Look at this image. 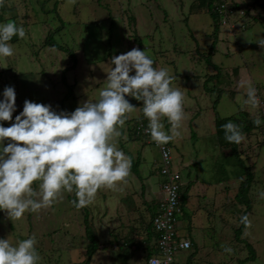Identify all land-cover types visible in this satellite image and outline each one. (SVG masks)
I'll return each mask as SVG.
<instances>
[{"label":"rangeland","instance_id":"374dc122","mask_svg":"<svg viewBox=\"0 0 264 264\" xmlns=\"http://www.w3.org/2000/svg\"><path fill=\"white\" fill-rule=\"evenodd\" d=\"M194 2L200 0H4L0 24H22L26 36H14L9 43L15 54L0 57V100L5 87L14 88L13 120L26 99L71 113L83 102L98 99L112 67L110 59L140 39L154 66L169 68L176 76L173 86L185 93L181 135L169 145L183 187L190 184L177 235L195 245L179 251L175 264H264V135L255 128L238 145L246 167L241 168L229 149L216 143L214 132L216 113L258 116L259 107L243 103L247 97L242 83L251 82L264 101V48L255 42L264 38V0H223L228 9L238 11L220 15L217 36L208 11L190 9ZM126 99L136 106L134 98ZM136 110L118 138V147L134 166L119 190L101 189L94 202L81 209L70 203L73 193H64L63 201L39 213L26 212L20 220L11 221L0 211V239L15 244L34 234L40 264H85L87 213L100 242L90 264H146V246L157 239L154 230L148 234L145 228L154 211L146 198L160 190L163 177L158 147L137 138L135 124L141 116ZM162 123L167 132L170 124L166 118ZM247 168L254 177L247 213L252 224L243 225L236 236L245 206L235 194L243 178L240 171ZM38 184L33 187L38 189ZM246 243L254 248V258H246ZM224 247H230L231 254Z\"/></svg>","mask_w":264,"mask_h":264},{"label":"clouds","instance_id":"9594fccd","mask_svg":"<svg viewBox=\"0 0 264 264\" xmlns=\"http://www.w3.org/2000/svg\"><path fill=\"white\" fill-rule=\"evenodd\" d=\"M2 6L4 0H0ZM14 36L25 38L22 24H0V57L15 54L9 43ZM255 42L264 48V38ZM110 62L112 67L98 99L83 102L71 113L56 112L50 105L26 99L23 110L13 120L16 94L13 87H5L0 100V122H10V126L0 123V211L11 221L22 219L26 212L51 208L63 201L64 193L74 194L70 203L75 208L87 207L99 190H119L127 182L132 158L118 147V138L136 106L126 97L142 102L148 121L145 131L158 146L181 135L185 93L173 86L176 76L170 69L156 68L147 51L135 47L113 56ZM241 87L247 97L243 103L258 108V89L251 82L242 83ZM163 118L170 124L167 132ZM261 123L259 116L253 120L256 127ZM221 127L227 142L239 145L244 141L239 125L229 121ZM36 182L38 189L33 187ZM170 196L175 203L174 189ZM260 197L264 198V191ZM240 223L251 228L247 214ZM37 243L34 234L15 244L0 239V264H40ZM223 250L229 254L233 251L230 247ZM149 264L153 262L150 260Z\"/></svg>","mask_w":264,"mask_h":264},{"label":"built area","instance_id":"2783aa9c","mask_svg":"<svg viewBox=\"0 0 264 264\" xmlns=\"http://www.w3.org/2000/svg\"><path fill=\"white\" fill-rule=\"evenodd\" d=\"M228 9L226 3H215L214 10L216 11L219 20L220 15H228L237 13V9ZM222 23H225L223 20ZM145 49V48H144ZM134 74V73H133ZM257 90V89H256ZM257 96L260 101V106L257 115L264 121V101L261 98L259 91L257 90ZM142 102L140 103V110L142 109ZM141 119L136 122L137 138H145L147 142L154 143L160 152V175L163 177L161 182V191L163 196L157 203V210L152 217V229L157 234L155 241V253L148 257L146 264H149L151 260L153 264L158 261L159 264H175L176 254L181 250L189 249L192 246L189 238H179L177 235V222L178 217L182 213L181 209V189L183 182L180 172L173 167L171 157V146L165 144L158 146L154 141L149 139L150 135L145 131L148 125L147 119L144 117L143 112ZM262 133L264 135V126H262ZM175 191V203L171 202V190ZM170 258V259H169Z\"/></svg>","mask_w":264,"mask_h":264},{"label":"trees","instance_id":"16d2710c","mask_svg":"<svg viewBox=\"0 0 264 264\" xmlns=\"http://www.w3.org/2000/svg\"><path fill=\"white\" fill-rule=\"evenodd\" d=\"M222 1L223 0H200V2L192 3L191 7H190V9L192 11L194 9H196V8H198V10H200V8H205L208 11V13L210 14V16L212 18V22H213V27H214L213 34L216 35V36L218 34L220 20H219V17L217 15L216 11L214 10V5H215V3H219L220 4ZM234 5L237 6L236 4H234ZM247 12H249V10H247ZM12 40H13V38H12ZM47 41H48V37H47ZM60 47L64 48L63 46H60ZM213 47L214 46L212 45L211 46V51L213 50ZM135 48H138L140 50H146L142 46L140 39H138V45L135 46ZM210 54L211 53H209V55ZM208 58H209V56H208ZM208 58H207V60H208ZM74 60H76L75 57H74ZM209 62L211 63V61H209ZM75 63H76V61H74L73 65H75ZM217 74L218 73L213 74V77L218 76ZM205 85H206V82H205ZM140 103L141 102H139V104ZM213 107L215 109V105ZM254 119H247V113L245 111H243L241 114H239L238 117H235V116L220 117L217 113L215 114V131L214 132L216 133L215 136H216V139H217V143L220 146H223V148L229 149V152H230L229 155H234L235 156L236 162L241 168H246V167L244 166V164H242L243 163L242 158H240V156H239L240 153L238 151V145L229 143V142H227L225 140L224 131H223L221 126L223 124L231 121V122H233V123H235V124H237V125H239L241 127V130H242L243 134H247V133H249L250 131H252L255 128H258L260 131H262L261 129H262V126H264V121L261 120L262 121L261 125L259 127H256L253 124V120ZM132 168H134V166H132ZM245 170H246L245 172L240 171V173L243 174V178L240 180L237 192L235 194L236 201H238V203H240V204H244V206H245V209H244V212H243L242 216L247 214L250 211V209H251V205L252 204H251V201H250V199L248 197V193H249L252 181L254 180L253 173H252L251 169L247 168ZM134 171H136V169H134ZM189 187H190V184L187 183L184 187L182 186V189H181V209L182 210H183V206L185 204V198H186L187 192L189 190ZM154 212L151 213V215L149 216V223L145 227L148 234H150L151 231L153 230L152 229V224H151L152 223L151 219H152L153 215L155 214ZM83 224H84L85 236H86V239H87V243H86V246H85L84 263L85 264H90V260H91L92 256L95 254L96 250H98V248L100 247V242H99L95 232L91 228V224H90V222L88 220L87 213H85V215H84ZM242 226H243V224L238 229L235 230V235L236 236L238 235L239 232L243 231L242 230ZM149 236L150 235H148V239H149ZM246 245H247V247L249 249V254H250L246 258H254V256H255L254 248L249 243H246ZM146 248H147V257H149V256H151L152 254L155 253V250H156L155 244L153 246H148L147 245Z\"/></svg>","mask_w":264,"mask_h":264},{"label":"crops","instance_id":"0c3cea01","mask_svg":"<svg viewBox=\"0 0 264 264\" xmlns=\"http://www.w3.org/2000/svg\"><path fill=\"white\" fill-rule=\"evenodd\" d=\"M135 47V46H134ZM133 47V48H134ZM135 103H136V106H138L139 105V102L138 101H136L135 100ZM137 111V110H136ZM139 113H140V109H139V107H138V111H137V115H139ZM137 115H135L133 118H135ZM138 117V116H137ZM244 135H246V134H244ZM217 143V142H216ZM169 144V143H168ZM218 144V143H217ZM162 182V181H161ZM143 194H144V192H143ZM153 194H154V196L153 197H151V196H149V197H147L146 199H148V200H150V201H152V206L154 207V211L156 210V207H157V203H158V201L161 199V197L163 196V194H162V192H161V185H160V190H155L154 192H153ZM145 199V198H144ZM145 199V200H146ZM153 211V212H154ZM177 226H178V222H177ZM190 239V238H189ZM191 240V239H190ZM191 243H192V245H195V242L193 241V240H191ZM155 244V241L153 242V245Z\"/></svg>","mask_w":264,"mask_h":264}]
</instances>
